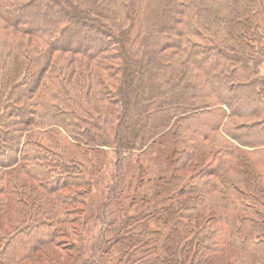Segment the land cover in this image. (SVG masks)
Returning <instances> with one entry per match:
<instances>
[{"label":"trees","instance_id":"trees-1","mask_svg":"<svg viewBox=\"0 0 264 264\" xmlns=\"http://www.w3.org/2000/svg\"><path fill=\"white\" fill-rule=\"evenodd\" d=\"M263 60L264 0H0V264L81 223L100 147L168 135L169 205L123 217L117 264H264Z\"/></svg>","mask_w":264,"mask_h":264},{"label":"rangeland","instance_id":"rangeland-1","mask_svg":"<svg viewBox=\"0 0 264 264\" xmlns=\"http://www.w3.org/2000/svg\"><path fill=\"white\" fill-rule=\"evenodd\" d=\"M258 68L264 77V60ZM233 121L241 122L237 118ZM34 130L36 128L29 131L28 135L35 136ZM100 150L91 184L85 188L81 202L71 205L80 210L81 223L70 224V234L56 237L20 264H117L122 248L121 243L115 239L123 217L146 211L151 213L155 202L159 203V208L169 205V193L163 188V180L170 179L175 173L173 137L164 136L161 141L157 139L146 148L124 151L119 164L120 156L114 146H103ZM212 152L207 147L198 149L177 175L184 174L189 178L207 164L205 157L208 154L212 156ZM251 169L259 174L262 167L256 165ZM242 170L233 173L232 177H241ZM76 189L73 186L66 189V192L73 193ZM4 217L8 218L7 222L3 221ZM19 218L15 210L0 216V246L6 242L11 225L20 222ZM149 225L165 235L171 228L172 220L161 211L150 219ZM66 226L69 227V224L62 225Z\"/></svg>","mask_w":264,"mask_h":264}]
</instances>
